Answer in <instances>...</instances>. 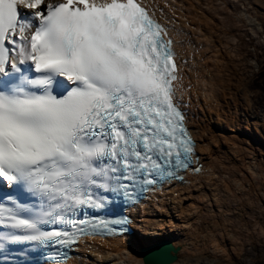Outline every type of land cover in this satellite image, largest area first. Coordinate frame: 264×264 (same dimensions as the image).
Segmentation results:
<instances>
[{"label":"snow or ice","instance_id":"6c2138e0","mask_svg":"<svg viewBox=\"0 0 264 264\" xmlns=\"http://www.w3.org/2000/svg\"><path fill=\"white\" fill-rule=\"evenodd\" d=\"M170 32L145 0H0V255L34 245L62 264L131 224L90 214L113 197L210 174ZM149 251L144 264H172L170 247Z\"/></svg>","mask_w":264,"mask_h":264},{"label":"bare ground","instance_id":"6f19581e","mask_svg":"<svg viewBox=\"0 0 264 264\" xmlns=\"http://www.w3.org/2000/svg\"><path fill=\"white\" fill-rule=\"evenodd\" d=\"M145 2L171 30L180 59L188 61L180 65L183 87L178 95L187 105L200 163L210 174L191 176L187 185L176 182L172 191L165 186L151 193L131 209V234L82 239L65 264H144L141 249L163 238L179 248L172 264L234 263L248 255L239 251L245 245L264 247V163L248 152L249 138L264 142V122L251 116L250 93L243 85V73L249 70L244 46L248 36L264 33V0L251 5L247 0ZM240 200L249 203L248 219L236 214ZM194 204L198 210L193 215ZM209 215L219 216V225L204 228L203 216ZM241 221L248 230H233V223Z\"/></svg>","mask_w":264,"mask_h":264},{"label":"rangeland","instance_id":"374dc122","mask_svg":"<svg viewBox=\"0 0 264 264\" xmlns=\"http://www.w3.org/2000/svg\"><path fill=\"white\" fill-rule=\"evenodd\" d=\"M219 1L221 3H226L229 0H219ZM247 2H249V5H251V3L254 2V0H247ZM260 21L263 22L264 24V18H261ZM260 32L261 33L258 38L248 36V44H247L248 46L247 45L244 46V48L247 50V53L244 59L246 60L245 61L246 64L249 65L248 66L249 70L248 71L245 70V73H243V85L246 87L247 92L250 93L248 94L250 98V106L248 107V109L251 111V116L256 119H259V121L263 123L264 122V74H263L264 72L263 70L264 69V44L261 45L260 42L262 41V43H264V33L263 31H260ZM189 86L190 85H188V87ZM262 127L264 128V123L262 124ZM249 139L250 141L251 140L252 141H251V144L248 143V152L250 151L251 156H255V158L258 160L261 159L264 163V142L257 140V139H253V138H249ZM260 149H262L263 151ZM240 203H243V204L240 207V211L239 209L236 210L238 211L236 214L239 215V214L244 213L242 214L244 216L243 219L245 218L248 219L249 218V203L246 205L245 202L242 200H240ZM262 203L264 206V201H262ZM243 205H246V206H243ZM191 209L193 211V215L197 213L198 208L196 204L192 205ZM257 209L259 211L261 210V208H257ZM251 216H256V215L251 213ZM263 219H264V214H263ZM219 222H220L219 216L218 217H213L210 215L203 216L202 226L204 228H207L209 225L217 226L219 225ZM241 222H242V225H240L237 222H234L233 230H237L239 232L241 230L244 231L245 229L248 230L247 228L249 226L247 225V223L245 221H241ZM225 224H229V220H226ZM262 224H263V229H264V221ZM239 251L248 252V255L241 257L240 260L236 259L234 263H224V264H264V247L258 246V247L253 248L252 246H249L248 248L245 245V247H243V250H239Z\"/></svg>","mask_w":264,"mask_h":264},{"label":"water","instance_id":"95a60500","mask_svg":"<svg viewBox=\"0 0 264 264\" xmlns=\"http://www.w3.org/2000/svg\"><path fill=\"white\" fill-rule=\"evenodd\" d=\"M156 246L170 247L171 249H173L174 251H173L172 255H173V258L174 259H173L172 262H174L176 260V258H177V251L179 249L178 246H174L168 239L163 238V239L159 240L158 242L152 243L151 245H148V246L143 247L141 249V254H142V260H143V262H144V257L145 256H149V258H151L150 257V251L149 250L152 249V248H154V247H156Z\"/></svg>","mask_w":264,"mask_h":264},{"label":"trees","instance_id":"16d2710c","mask_svg":"<svg viewBox=\"0 0 264 264\" xmlns=\"http://www.w3.org/2000/svg\"><path fill=\"white\" fill-rule=\"evenodd\" d=\"M264 70V69H263ZM263 74H264V72H263Z\"/></svg>","mask_w":264,"mask_h":264}]
</instances>
